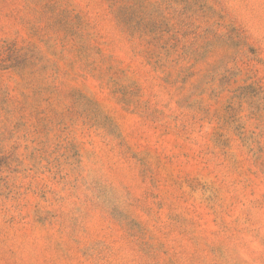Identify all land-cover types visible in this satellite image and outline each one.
<instances>
[{"label":"rangeland","instance_id":"1","mask_svg":"<svg viewBox=\"0 0 264 264\" xmlns=\"http://www.w3.org/2000/svg\"><path fill=\"white\" fill-rule=\"evenodd\" d=\"M0 264H264V0H0Z\"/></svg>","mask_w":264,"mask_h":264}]
</instances>
